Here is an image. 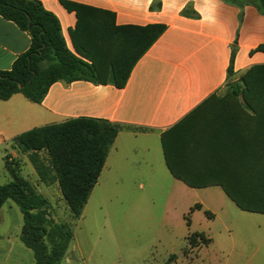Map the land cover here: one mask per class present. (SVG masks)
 Returning <instances> with one entry per match:
<instances>
[{
  "label": "crops",
  "instance_id": "obj_1",
  "mask_svg": "<svg viewBox=\"0 0 264 264\" xmlns=\"http://www.w3.org/2000/svg\"><path fill=\"white\" fill-rule=\"evenodd\" d=\"M37 1L57 17L68 49L77 56L73 32L77 31L78 16L63 2L109 13L115 27L162 26L164 30L136 62L123 87L115 85L110 73L102 76L108 82H56L41 104L22 94L0 101L2 142L4 131L12 134V144L16 136L34 128L77 118L105 120L119 125L120 130L101 176L106 171L113 177L133 171L144 177L141 187L154 183L157 177H174L171 167L179 175L215 174L217 167L205 166L200 160L246 154V114L252 112L227 84L231 66L238 79L250 68L264 65V50L260 49L264 47V13L256 6H237L225 0ZM84 19L106 26L109 32L102 37L109 50L115 35L110 16L84 13ZM30 46L29 33L0 16V72L10 70ZM82 59L91 64V60ZM207 101V136L193 135L189 118ZM204 142L208 143L207 153L192 147ZM175 179L190 188L223 191L220 186L197 188ZM9 201L0 209V218ZM9 211L15 213L17 225L15 230L0 234V241L9 246L7 250L0 245V254L6 255L4 262L13 254L15 264H36L32 250L20 238L21 211L13 205L4 214Z\"/></svg>",
  "mask_w": 264,
  "mask_h": 264
},
{
  "label": "trees",
  "instance_id": "obj_2",
  "mask_svg": "<svg viewBox=\"0 0 264 264\" xmlns=\"http://www.w3.org/2000/svg\"><path fill=\"white\" fill-rule=\"evenodd\" d=\"M225 1L237 6L252 4L264 13V0ZM63 4L78 16L77 31L73 32L75 49L79 56L91 60V64L68 49L57 17L41 2L0 0V16L14 22L31 36L29 50L19 56L10 70L0 72V101L22 94L30 102L41 104L56 82H108L109 79L102 76L110 73L115 85L123 87L136 62L164 30L162 26L115 27L113 15L109 13L67 2ZM84 13L110 16L109 27L115 35L109 43V50L106 39L102 37L109 32L106 26L93 19L85 20ZM260 49L264 50V47ZM233 76L231 66L227 86L235 97H242L252 112L246 114V154L201 159L205 166L217 167L215 174L179 175L171 167L168 157L167 162L174 177L187 185L197 188L220 186L242 211L264 214V65L254 66L245 72L240 78L243 86L231 85ZM207 105L208 101L189 118L193 121L189 125L195 132L193 135L207 136ZM119 130V125L105 120L77 118L23 132L14 138L12 144L21 152L32 153L31 161L42 181L58 183L71 216L79 220ZM192 147H201L206 153L209 151L205 142ZM40 152L47 153L48 167L36 159ZM4 162L13 180L0 185V209L8 200L19 207L23 215L20 238L32 250L36 264H61L74 239L73 228L66 222L55 223L51 219L50 201L19 176L22 169L18 163L9 161L8 155ZM205 214L210 213L206 211ZM187 224H191L189 218ZM188 240L192 247L211 243V239L199 232L190 234Z\"/></svg>",
  "mask_w": 264,
  "mask_h": 264
},
{
  "label": "rangeland",
  "instance_id": "obj_3",
  "mask_svg": "<svg viewBox=\"0 0 264 264\" xmlns=\"http://www.w3.org/2000/svg\"><path fill=\"white\" fill-rule=\"evenodd\" d=\"M240 78L232 77L230 84L243 86ZM4 132L0 185L13 180L5 167L7 154L9 161L20 165L19 176L50 201L51 219L73 228L74 239L62 264H264V214L242 211L220 188H190L170 175L141 187L144 177L133 171L115 177L106 171L81 218L75 220L58 183L42 181L32 154L10 144L12 134ZM36 159L48 167L46 152L38 153ZM9 205L20 213L9 201L0 218V234L17 225L15 213L4 214ZM195 232L204 233L211 243L192 247L188 237ZM0 243L8 250L7 241ZM5 258L0 254V264H15L13 254L7 262Z\"/></svg>",
  "mask_w": 264,
  "mask_h": 264
}]
</instances>
